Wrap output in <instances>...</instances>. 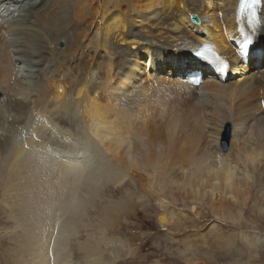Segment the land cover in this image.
Wrapping results in <instances>:
<instances>
[{"label":"bare ground","instance_id":"bare-ground-1","mask_svg":"<svg viewBox=\"0 0 264 264\" xmlns=\"http://www.w3.org/2000/svg\"><path fill=\"white\" fill-rule=\"evenodd\" d=\"M239 2L0 1V209L10 226L0 229V264H77L74 251L78 264H119L126 255L122 264H134L142 253L133 231L142 229V242L151 236L135 219L150 207L142 195L160 200L158 218L172 240L194 232L172 252L184 264L234 258L236 236L218 227L205 235L202 207L239 228L251 215L264 226V8L244 61ZM63 40L66 48L57 49ZM177 43L191 53L211 44L228 77L174 52ZM195 71L205 75L199 88L182 82ZM183 101L193 107L188 114L174 108ZM50 112L81 137L58 129ZM227 123L228 153L219 146ZM189 134L207 141L193 149ZM192 151L198 158L189 162ZM129 181L141 196L127 189L117 201L101 198L103 187L122 191ZM127 216L129 228L121 222ZM121 227L131 236L117 234ZM241 242L264 261L258 235Z\"/></svg>","mask_w":264,"mask_h":264},{"label":"rangeland","instance_id":"rangeland-1","mask_svg":"<svg viewBox=\"0 0 264 264\" xmlns=\"http://www.w3.org/2000/svg\"><path fill=\"white\" fill-rule=\"evenodd\" d=\"M216 3H217V0H216ZM218 5H221V3L218 2ZM70 34L72 35V32ZM66 44H67V42L65 40L54 43V45H56V48L58 47L57 49H59V50H64L66 48ZM173 46L174 47L176 46L174 48L175 49L174 52H177V51L181 52L182 50H184L186 52V54L193 55V53H194V52L191 53L192 50H190V48H188L187 46L184 47V45H182V43H177V44H175ZM166 50H170V49H166ZM87 61H89V59L85 60V62H87ZM55 62H58V61L55 60ZM143 84H142V86H143ZM140 87H141V83H140ZM140 87H138V88H140ZM166 96H169V93L166 92ZM0 106H2V105H0ZM4 106H5V104H4ZM167 106H168V103L166 104V107L164 108V111H165L166 108H168ZM176 106H177L178 109H180L185 114L190 113V111L193 109V107L191 105H189L188 102H184V101L182 103H180V104L174 105V108H176ZM52 108L53 107H51V109ZM151 112L152 111H150V113ZM55 114L56 113H51L50 112V114L48 113L47 116H48V118H51V120L55 119L56 122H54V124H56L58 129H60L61 131L65 132V133L70 131L71 133L75 134V136L77 138L81 137L77 133V128L74 125H72V123H70V122H62V120H60V122H59L58 120H56V118H58V117L55 116ZM203 117H204V115H203ZM29 127H30V124H29ZM227 133H228V136H229V145H228V150L224 151L223 148H222V145H223V140H224V138H225ZM181 135H179L177 140L184 141L186 143L189 140V142L191 141V143L189 144L190 146H192V144L195 142V145L193 144L194 146H192L193 149H196V147H197L196 145H198L199 143H201V146H202L204 144V141L205 142L207 141V140H205V137L203 138L204 141L201 138L199 140H197L198 137H196V140L198 141L197 142L195 140V137L193 135H190V134L187 137L188 140H186L185 138H182ZM233 135H234L233 126L230 123H227L225 125L224 129L221 132L220 141H219V146H220V148L222 149L223 152H227L228 153L232 149ZM179 138H181V139H179ZM58 140L62 141V139H60V138ZM230 144H231V149H230ZM60 145L63 146L62 144H60ZM187 150H189V149H187ZM193 151H195V150H193ZM193 151H192V155H191L190 159L188 158L189 162H190L191 159H192L191 162H193V159L197 160V158H198V155H197L198 151L194 152V154H193ZM175 154H176V156H175ZM175 154L172 153V154H170V156H172L173 159L180 160V161L177 162V164H179V162H181L182 163L181 166L186 167L185 166V162L183 161V159L178 157V156H181V155L178 154V153H175ZM193 155H195V156H193ZM189 162H187V163L189 164ZM174 168H176V167H174ZM173 172L176 173L177 170L173 171ZM136 184L137 183L135 181H129L125 186H123L124 189L122 191L121 190H116L115 186L108 185L107 187H105V188L103 187L102 188V190H101L102 192L100 194L101 198L103 200H108V201L109 200L110 201H117L122 196H125L124 192H126L127 189H128V191H131L132 193L134 191H136L137 194H140V196H141L142 194H141V192L138 191V189H142V188H141L140 185H138V187H137ZM155 189H156V187H155ZM141 197H142V199H139L142 202L141 204H145V206H148V207L150 206V207H149L147 213H143V212L140 211L138 216H135V219L138 217L136 220H138V222H140V223L141 222L143 223V231L146 232V233H150L151 236H149L147 239H145L142 242V240H143V235H142L143 233L141 232L142 229L133 231L134 234L137 233V236L135 238L134 237L133 238L136 241V243L139 246L140 251L142 253L141 254L142 258L141 259L139 258L138 260L135 259L136 261H134L135 262L134 264H141V260L146 261L147 264H155L157 262H161V264H184L183 262H181L178 259H176L175 254L174 253L172 254V252L175 249H179L181 247V245H177L179 242L181 243V241H183V240L187 241V240L195 239L194 236H193L194 232L192 230H190V231L187 232V234L180 236L181 239L177 238L175 241L172 240L170 238V236L165 235L167 233L166 230H165L166 228L161 225V223L159 221V218H158L159 214L162 213V209L160 207V200H157V198L155 196H152L151 199L148 198V197L145 198L144 195H142ZM143 198H145V199H143ZM102 206H103L102 202H97L96 203V209L95 210L94 209L93 210H91V209L89 210V213L91 215L90 217L92 218L93 222L95 221L94 217L99 215V213H97V211L101 210ZM183 206H186V205L183 204V201H180L179 202V207H183ZM187 208L192 210V212H194V211L196 212L197 211L196 209H198L200 207L198 205L190 204ZM192 208H194V209H192ZM201 210H202V213H203L202 217L207 219V221L209 222L208 223L206 221L207 225L204 224L206 226L203 227V229H205V231H204L205 235H206V233L210 232V229L212 227H215V229H218V228L222 229V231L219 232V233H222V232L224 234L230 233V234L236 236V241H235V244H234V247H233V251L235 252L234 258L232 257L233 259H230L231 257H229V258L225 259V257H224V256H226L225 254H224V256L223 255H220V256L216 255L214 257V260L218 264H230V263L233 264V262H234L233 260L234 259L235 260H239V259H242V258H243L242 259L243 260L242 263H244V264H246V263L247 264H264V261L262 259L252 258V257H256V256H254V255L251 256L250 248L246 247L247 243L241 242V239L243 238L244 235H247L248 239L250 240V239L253 238V235L256 234V235H258L259 238H261V242H259L258 245H260L261 247L264 246V228H263L264 226L261 225V223H256L255 224V220L256 219H254V220L252 219V218H254L253 215L247 217V221L248 222L244 220V223L246 224V226H242V227L239 228V226H237L235 224H229V223H226V221L222 222V221H220V219L213 217V215L210 213V211L208 209L204 208V207H202ZM204 212H206V213H204ZM187 213H189V211ZM129 218H131V217L127 216V217L122 218V220H121L122 224H124L128 228L131 226V223L134 222L133 218L130 219V220H129ZM135 222H137V221H135ZM7 226L10 227L9 226V222L5 219V216L3 215V213H2V211L0 209V229H3L5 227L8 228ZM164 232H166V233H164ZM128 233L129 232H125L123 227H121V230H119L117 234L125 235V234H128ZM230 234H228V235H230ZM119 235H117V236H119ZM130 236H131V233H129L128 237H130ZM211 240H212L211 243L215 246V248L218 247V244H217L218 240H215V239H211ZM215 242H216V245L214 244ZM220 245H221V243H220ZM73 254H74L73 257L75 259V262L77 264L81 263L82 261H80L79 254L77 252H75V251H74ZM76 254H78V257L75 256ZM144 258H147V259H144ZM127 259H129V255H126L123 258V261H125ZM122 262H120L119 264H122Z\"/></svg>","mask_w":264,"mask_h":264},{"label":"snow or ice","instance_id":"snow-or-ice-1","mask_svg":"<svg viewBox=\"0 0 264 264\" xmlns=\"http://www.w3.org/2000/svg\"><path fill=\"white\" fill-rule=\"evenodd\" d=\"M261 3V0H241V7L240 10L241 12H244L245 10L250 12V15L252 17L255 16V9L258 4ZM228 65L222 64L220 71L224 72L227 71Z\"/></svg>","mask_w":264,"mask_h":264},{"label":"water","instance_id":"water-1","mask_svg":"<svg viewBox=\"0 0 264 264\" xmlns=\"http://www.w3.org/2000/svg\"><path fill=\"white\" fill-rule=\"evenodd\" d=\"M17 2L23 3L26 0H16ZM191 21L192 23H194L195 25H199L201 23V20L199 19V17L197 15H191ZM228 145H229V136L228 133L226 134L224 140H223V150L227 151L228 150Z\"/></svg>","mask_w":264,"mask_h":264}]
</instances>
